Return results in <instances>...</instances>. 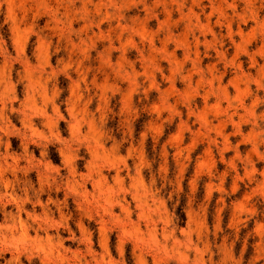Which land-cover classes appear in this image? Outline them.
Wrapping results in <instances>:
<instances>
[{"label": "rangeland", "instance_id": "1", "mask_svg": "<svg viewBox=\"0 0 264 264\" xmlns=\"http://www.w3.org/2000/svg\"><path fill=\"white\" fill-rule=\"evenodd\" d=\"M0 264H264V0H0Z\"/></svg>", "mask_w": 264, "mask_h": 264}]
</instances>
